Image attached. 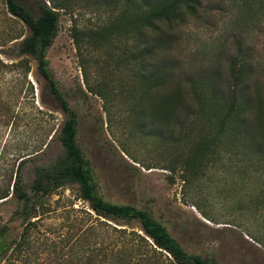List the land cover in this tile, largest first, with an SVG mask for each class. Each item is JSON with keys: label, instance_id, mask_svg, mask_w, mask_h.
Segmentation results:
<instances>
[{"label": "rangeland", "instance_id": "rangeland-1", "mask_svg": "<svg viewBox=\"0 0 264 264\" xmlns=\"http://www.w3.org/2000/svg\"><path fill=\"white\" fill-rule=\"evenodd\" d=\"M44 1L58 11L46 58L76 113L77 141L97 193L148 211L188 253L219 264H264V0H202L174 29L172 48L151 65L132 59L134 19L142 13L125 0ZM27 32L0 0V191L17 158L38 143L48 145L30 155L37 164L60 150L51 137L63 114L35 60L26 56L27 73L17 64L15 45ZM165 62L174 65V78L160 86ZM240 65L255 97L242 112L243 125L233 114L222 121L224 102L217 99H229L230 69ZM209 77L216 92L208 87L200 100L192 98L190 87ZM177 85L182 97L174 113H156ZM189 160L197 166H186ZM34 162L26 158L22 168L30 195ZM1 227L0 264H176L138 221L95 214L75 183L27 208L10 195L0 199Z\"/></svg>", "mask_w": 264, "mask_h": 264}, {"label": "trees", "instance_id": "trees-1", "mask_svg": "<svg viewBox=\"0 0 264 264\" xmlns=\"http://www.w3.org/2000/svg\"><path fill=\"white\" fill-rule=\"evenodd\" d=\"M125 1L128 7L142 13L139 19H134L139 25L136 28L135 54H133L132 59L149 65L152 64L158 54L168 53L167 51L172 48L175 42L174 29L185 23L188 16L195 15L202 6V0ZM5 6L7 11L21 20L28 29L24 36H19L22 37L15 45L16 54L22 57L17 64L22 66L24 73H27L29 71V61L26 56L35 60L39 74L47 82L49 91L63 114V122L59 131L51 137V139L55 137L60 144V150L55 157L37 164L36 158L30 156L40 153L42 146L45 145L46 147L48 143H38L33 152L19 156L14 168L10 171V175H8L6 187L0 191V199L10 195L22 202L24 207L27 208L33 200H38V198L48 195L61 186L75 183L80 198L89 204L95 214L110 220L138 221L145 236L151 240L155 247L168 253L176 264H219L214 259L188 253L167 231L165 226L148 211L129 204L108 202L97 193L90 163L85 158L77 141L76 113L60 92L46 58L47 49L51 46L58 31L57 7L54 4H47L44 0H5ZM104 34L105 32L98 31L97 35L103 36ZM80 35L79 30L73 32L77 44ZM89 37L92 38V36ZM174 69L172 63L165 62L164 67L158 70L160 75L157 77V84L160 86L169 85L174 78ZM246 72L247 70L242 65L233 66L230 69L235 83L229 86L230 92L225 96L229 99L224 101L225 99L222 97L217 98L219 101L224 102L223 105L220 104L221 107L225 108L221 118L222 121L233 114L237 123L243 125L242 112L248 109L255 99L248 92L247 85L242 83V78ZM211 78L209 77L210 82L205 79L201 81L198 87H190L188 94L192 98L200 100L201 96H205L204 92L208 87L215 93L217 85ZM87 88L92 91L90 87ZM180 97H182V88L179 85L172 86L164 97L163 103L155 109V112L163 111L168 117L174 113L175 108L179 105L178 100ZM213 102L214 105L219 104V102ZM30 157L33 160L35 159L33 179L30 184L31 195L25 188L22 178V168L26 158ZM197 157L198 151L195 152L193 160ZM185 165L193 168L197 166L195 163L192 164V160L186 161ZM10 186L11 191H9ZM3 231V227H1L0 251L2 249Z\"/></svg>", "mask_w": 264, "mask_h": 264}]
</instances>
